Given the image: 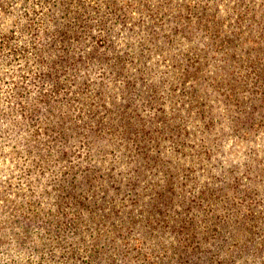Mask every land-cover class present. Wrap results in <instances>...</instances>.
I'll use <instances>...</instances> for the list:
<instances>
[{"label": "rangeland", "instance_id": "rangeland-1", "mask_svg": "<svg viewBox=\"0 0 264 264\" xmlns=\"http://www.w3.org/2000/svg\"><path fill=\"white\" fill-rule=\"evenodd\" d=\"M0 264H264V0H0Z\"/></svg>", "mask_w": 264, "mask_h": 264}]
</instances>
